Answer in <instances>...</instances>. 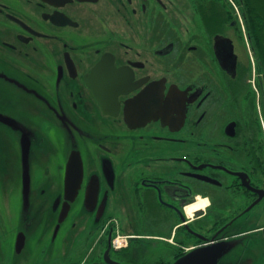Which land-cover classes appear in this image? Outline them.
<instances>
[{"label":"flooded vegetation","instance_id":"flooded-vegetation-1","mask_svg":"<svg viewBox=\"0 0 264 264\" xmlns=\"http://www.w3.org/2000/svg\"><path fill=\"white\" fill-rule=\"evenodd\" d=\"M16 152L27 264H264V0H0Z\"/></svg>","mask_w":264,"mask_h":264},{"label":"rangeland","instance_id":"rangeland-1","mask_svg":"<svg viewBox=\"0 0 264 264\" xmlns=\"http://www.w3.org/2000/svg\"><path fill=\"white\" fill-rule=\"evenodd\" d=\"M18 152L13 153L15 162L12 163L11 167L7 170L0 171V264H27L24 259L28 258L30 254L39 253L37 249L33 247L26 248L24 252L19 255H14V253L7 247V244L10 243L9 237L18 232L17 230L25 228V213L27 211L26 204L32 197V203L35 207L34 211L31 212L34 216L32 228L36 231H43L46 228V231H51L53 227V218L55 217L53 213V208L51 207V202L47 200H36L34 192L32 194L20 192V176L24 173V170L27 168L20 165V160L15 158V155ZM12 156V151H11ZM38 166H41L39 164ZM40 171V178L43 180L58 179L57 173L54 169L48 170L45 174L42 172L44 168H37ZM28 172L34 175V171L29 168ZM36 180H39L38 177H35ZM15 180L16 184L15 183ZM15 183V184H14ZM37 184V183H36ZM33 191L34 189L31 188ZM26 195V196H25ZM25 208V209H24ZM21 218V227H14L15 224ZM71 218V216H70ZM76 220V219H74ZM29 232V231H24ZM51 251H46L45 254H49ZM41 253L40 255H42ZM44 258V256H42Z\"/></svg>","mask_w":264,"mask_h":264},{"label":"water","instance_id":"water-1","mask_svg":"<svg viewBox=\"0 0 264 264\" xmlns=\"http://www.w3.org/2000/svg\"><path fill=\"white\" fill-rule=\"evenodd\" d=\"M26 180H28V176L26 175V179L24 180L25 183H24V190L27 191L28 187L26 184ZM63 220V217L61 216L58 220V223H61V221ZM205 260V256L203 253L201 254H195V255H190V256H187L179 261H177L175 264H202Z\"/></svg>","mask_w":264,"mask_h":264},{"label":"bare ground","instance_id":"bare-ground-1","mask_svg":"<svg viewBox=\"0 0 264 264\" xmlns=\"http://www.w3.org/2000/svg\"><path fill=\"white\" fill-rule=\"evenodd\" d=\"M201 205H202V203H200V206H201ZM198 206H199V205H195V207H194V208H198Z\"/></svg>","mask_w":264,"mask_h":264}]
</instances>
